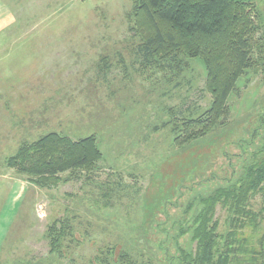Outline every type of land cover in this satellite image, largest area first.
<instances>
[{
	"label": "rangeland",
	"instance_id": "obj_1",
	"mask_svg": "<svg viewBox=\"0 0 264 264\" xmlns=\"http://www.w3.org/2000/svg\"><path fill=\"white\" fill-rule=\"evenodd\" d=\"M259 4L264 20V0ZM132 5L0 0V16L8 21L0 32V66L12 80L5 88L14 86L0 91L6 102L0 107V175L20 179L16 188L0 180V225L7 224V208L13 214L0 233V264H117L126 250L144 263L179 264V248L196 250L199 200L236 182L263 151V23L257 21L258 63L238 82L228 116L213 126L205 116L213 98L203 63L184 58L188 67L177 83L169 82L168 65L144 68L127 19ZM201 118L204 126L187 129ZM50 131L72 140L95 136L102 152L96 169L67 172L57 187L41 189L7 167L23 142ZM249 206L261 211L264 196ZM226 217L219 205L222 232ZM52 226L64 231L59 254L47 238Z\"/></svg>",
	"mask_w": 264,
	"mask_h": 264
},
{
	"label": "trees",
	"instance_id": "obj_2",
	"mask_svg": "<svg viewBox=\"0 0 264 264\" xmlns=\"http://www.w3.org/2000/svg\"><path fill=\"white\" fill-rule=\"evenodd\" d=\"M132 1L127 19L134 40L139 41L137 59L144 68L156 71L168 65L171 83L180 81L186 72L184 58L200 60L207 73L206 89L213 98L205 116L215 126L228 116V102L240 79L258 63L254 58L260 29L257 21L264 25L258 12L260 0ZM172 117L177 121L176 115ZM194 125L204 126L203 119L190 120L186 127ZM180 130L175 124L173 132ZM205 132L187 138L195 139ZM65 136L53 131L40 134L35 141L23 142L5 163L41 189L57 187L62 182L60 175L67 172L95 170L102 158L95 136L78 140ZM244 170L236 182L199 200L201 210L193 220L196 250L179 248V264H264V207L255 212L249 206L252 198L264 196V149ZM219 205L227 209L223 232L216 219ZM63 236L64 231L57 227L48 230L53 254H59ZM130 251H124L117 264H149L133 258Z\"/></svg>",
	"mask_w": 264,
	"mask_h": 264
},
{
	"label": "crops",
	"instance_id": "obj_3",
	"mask_svg": "<svg viewBox=\"0 0 264 264\" xmlns=\"http://www.w3.org/2000/svg\"><path fill=\"white\" fill-rule=\"evenodd\" d=\"M0 9H1V7H0ZM6 9V8H5ZM4 17L5 16H0V32L2 31V28L3 27H6V25H7V22L8 21H4ZM7 19H9V18H7ZM9 23H11V21L9 22ZM0 43H3V42H5V38L4 37H1L0 36ZM1 45V44H0ZM2 59H0V63L2 62L1 61ZM12 60H14V58L12 59ZM7 61V60H6ZM6 63V62H5ZM4 63V67L6 68L7 67V69H8V67H13V64H12V62L9 64V63H7V64H5ZM0 68H1V70H0V91H2V90H9V89H13V87L11 88V86H7L6 88H5V86H6V84H9L10 85V81H12L11 79H6L5 78V76H6V72H8V71H4L3 70V68L0 66ZM2 71L4 72V74H2ZM2 75V76H1ZM2 85V86H1ZM16 88V87H15ZM15 88H14V90H15ZM4 96L5 95H3L2 93H0V107H6V102H4V100H5V98H4ZM2 101V102H1ZM4 109V108H3ZM1 119H0V123H1ZM2 126L0 125V132L1 131H3L2 129ZM6 133H4L3 132V135H5ZM9 135V134H8ZM5 162H6V160H5ZM8 172L6 171V173L5 172H3L2 173V175H0L1 177H0V180H3V181H5V182H7L8 183V185H10L11 186V184H12V187H14V188H16V186L15 185H17L16 183H20V179H5L4 177H5V174H7ZM19 177V176H18ZM14 182H13V181ZM11 217H13V214H10V209L9 208H7L6 209V214H3V220L5 219L6 220V222H7V224H1L0 225V233L2 232V230L3 229H6V228H8V226L10 225V220H8V219H10ZM1 219V218H0ZM12 219V218H11ZM3 236V234H0V237H2Z\"/></svg>",
	"mask_w": 264,
	"mask_h": 264
}]
</instances>
